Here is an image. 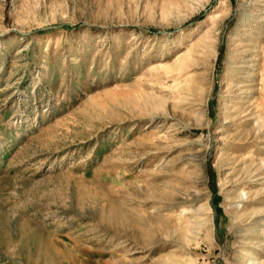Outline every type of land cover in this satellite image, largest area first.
Wrapping results in <instances>:
<instances>
[{
  "label": "rangeland",
  "instance_id": "obj_1",
  "mask_svg": "<svg viewBox=\"0 0 264 264\" xmlns=\"http://www.w3.org/2000/svg\"><path fill=\"white\" fill-rule=\"evenodd\" d=\"M0 264H264V0H0Z\"/></svg>",
  "mask_w": 264,
  "mask_h": 264
},
{
  "label": "bare ground",
  "instance_id": "obj_2",
  "mask_svg": "<svg viewBox=\"0 0 264 264\" xmlns=\"http://www.w3.org/2000/svg\"><path fill=\"white\" fill-rule=\"evenodd\" d=\"M239 196V195H238ZM238 207V205H236Z\"/></svg>",
  "mask_w": 264,
  "mask_h": 264
}]
</instances>
